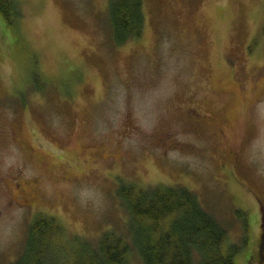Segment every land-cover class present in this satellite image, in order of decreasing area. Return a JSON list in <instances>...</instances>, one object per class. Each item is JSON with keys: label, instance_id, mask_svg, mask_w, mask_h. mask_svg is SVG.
Masks as SVG:
<instances>
[{"label": "rangeland", "instance_id": "rangeland-1", "mask_svg": "<svg viewBox=\"0 0 264 264\" xmlns=\"http://www.w3.org/2000/svg\"><path fill=\"white\" fill-rule=\"evenodd\" d=\"M18 1L0 12V264L42 215L72 251L116 234L142 264L123 183L187 186L228 243L248 237L238 264H261L264 0H143L120 45L109 0Z\"/></svg>", "mask_w": 264, "mask_h": 264}, {"label": "trees", "instance_id": "trees-1", "mask_svg": "<svg viewBox=\"0 0 264 264\" xmlns=\"http://www.w3.org/2000/svg\"><path fill=\"white\" fill-rule=\"evenodd\" d=\"M19 5L18 0H0V12L11 22L20 16ZM108 8L115 44L141 36L146 22L143 0H109ZM118 193L129 212L132 244L142 264H238L236 254L248 244L246 236L228 243L227 229L187 186L123 183ZM235 214L245 227L250 224L246 210L236 208ZM260 220L264 224L263 215ZM64 236L53 215L39 216L29 226L22 254L10 264H136L120 235L106 234L96 246L78 238L75 251L65 244L73 237L61 240ZM255 258L264 264V228Z\"/></svg>", "mask_w": 264, "mask_h": 264}, {"label": "flooded vegetation", "instance_id": "flooded-vegetation-1", "mask_svg": "<svg viewBox=\"0 0 264 264\" xmlns=\"http://www.w3.org/2000/svg\"><path fill=\"white\" fill-rule=\"evenodd\" d=\"M262 204H263V207H262ZM262 204H261V206H260V204H259V207H261V209L263 208V217H264V197H263V199H262ZM262 222H260V224H261ZM263 225V226H262ZM261 225V234H260V240H261V236H262V231H263V228H264V224H262Z\"/></svg>", "mask_w": 264, "mask_h": 264}]
</instances>
